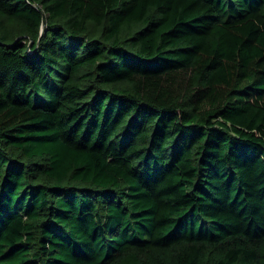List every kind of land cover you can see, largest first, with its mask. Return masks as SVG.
I'll use <instances>...</instances> for the list:
<instances>
[{
    "label": "trees",
    "instance_id": "obj_1",
    "mask_svg": "<svg viewBox=\"0 0 264 264\" xmlns=\"http://www.w3.org/2000/svg\"><path fill=\"white\" fill-rule=\"evenodd\" d=\"M0 264H264V0H0Z\"/></svg>",
    "mask_w": 264,
    "mask_h": 264
}]
</instances>
